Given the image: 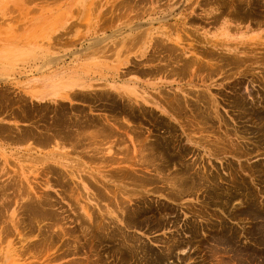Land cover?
Instances as JSON below:
<instances>
[{
    "label": "rangeland",
    "instance_id": "374dc122",
    "mask_svg": "<svg viewBox=\"0 0 264 264\" xmlns=\"http://www.w3.org/2000/svg\"><path fill=\"white\" fill-rule=\"evenodd\" d=\"M91 1L0 0V255L1 253L8 255L5 260L0 259V264H8L11 260L13 264H68L71 261L72 264L75 262L78 264L79 261L82 264V261L86 264L94 262H96L94 264H232L231 262L234 264H264V0H239V3H237L238 0ZM120 5L123 6L120 7ZM151 20L152 24L149 25ZM128 24H130L128 26L130 29L125 27ZM161 30L166 34L161 36ZM111 31L118 33L114 35ZM147 31L153 32L151 41L148 39ZM105 35L106 37L111 35L110 39L89 46L91 41H99L101 38H105ZM165 35H169L171 40H167ZM126 37L129 41L131 40L130 43ZM206 38L208 39L206 40ZM177 40L178 44L175 42ZM119 41L128 44L124 46V43L119 44ZM113 42L116 44L114 45ZM111 45L113 46L111 47ZM108 47L111 49L107 50ZM117 47H119V52H122L115 53L114 49ZM161 48L162 50H160ZM112 52L115 53L113 56L109 54ZM172 52L175 53V56ZM179 52H181L180 55ZM189 58L191 60L195 58V61L191 63ZM189 61L190 66L188 65ZM197 61L199 63L194 65L193 63ZM76 74L80 75L88 85L77 88L65 100H35V97L30 96V90L42 83L39 78L42 79L47 75L55 79L65 75L77 77ZM124 81H134L139 94H147L152 100L160 102L162 106L165 102L164 108L167 111H161L150 101L144 105L135 103L133 100L132 102L128 101L118 94V87ZM20 89L21 91H19ZM171 96L173 97L171 98ZM164 97L168 99L165 100ZM169 97L176 98L171 101ZM177 99L182 100L177 101ZM168 100L171 101L170 105L166 102ZM103 122L107 124H103ZM93 125L98 128L97 131L92 128ZM109 126L113 128L111 129ZM74 128L80 130H74ZM90 128L94 130L93 133L101 136L96 137L93 134L95 136L92 140L93 136L90 137L92 134L87 135ZM100 128L109 139L103 138L105 135L103 136ZM95 131H99V133ZM51 132L54 136L51 135ZM79 132L85 133L94 143L97 140V143L100 141L102 145H95L90 139L88 142L86 136H82ZM78 134H80L79 138L76 136ZM74 138L79 139V143ZM27 139L28 141H26ZM100 139L106 140L104 141L105 147H103L104 142L102 143ZM139 139H144V141H139ZM188 139L198 145L189 142ZM71 141L74 145H72L73 143L69 144ZM109 141H113L115 146H113V142L112 145L109 144ZM138 141L139 145H137ZM49 142L54 144H49ZM82 142L86 145L88 142L87 151L89 150L91 155L95 153V156L102 155L109 145L112 146L113 150H111L114 152L117 163L116 160H112V162L104 160L103 156L98 159L94 155H88ZM107 143L108 146H106ZM34 144L36 149L32 146ZM68 144L72 145V148ZM133 144H136L137 148L145 144L144 154L150 156H146L150 162H154L150 167L151 172L139 169V165L133 164L131 159L129 163L128 160L126 161V158L132 156ZM182 144L183 146H181ZM97 145L101 146V150L99 149L102 151L101 153L99 150L94 151L99 148ZM28 146H30L29 149H27ZM56 147L60 153H51ZM83 147H85L84 151ZM89 148L93 149L94 153H91ZM124 149H127L129 153ZM115 150L118 154L115 153ZM159 155L161 156L159 157ZM54 158H58V162L61 160L64 166L54 162ZM120 158H124L123 161ZM128 164L134 165L131 167L135 169L129 168ZM121 167L124 169L122 170ZM152 167L154 169L158 167L160 172H157L158 169L154 171ZM70 168L81 174L83 182L88 183V190L82 189L78 179L72 178ZM125 169L128 172L125 173ZM130 169L133 173L130 172ZM88 170L92 171L90 175ZM182 172H186V174ZM191 172L193 173L191 174ZM171 173L177 178H174ZM201 173L207 179L202 178ZM94 175L97 176L96 179L94 177L96 181L89 177ZM108 175L116 177L114 179ZM123 175L124 181H121L120 176ZM142 175L152 176L153 179L150 182L149 179H143ZM162 175L166 181L162 180L164 179ZM85 176H88L89 179ZM167 176L169 179L166 178ZM128 177L130 179H126ZM14 178H19L24 182L15 179L14 183ZM133 179L135 182H132ZM175 179H178L175 185L176 183H178L177 186L182 184L183 188L181 186L179 188L185 192L179 191V188L175 186L173 189L178 192L172 190L173 194L168 193L169 188L171 190L172 187L167 185V181H175ZM180 179L181 182H179ZM100 180H104L103 182L106 184L102 185ZM138 181H142L143 189H141L142 183ZM190 182L192 183L190 184ZM144 183L147 185L145 186ZM16 184L26 186L20 189L21 187ZM104 185L105 187L107 185V188ZM192 185L195 188L197 185V189ZM198 186H201L199 187L201 190L198 189ZM30 187H32L33 193L27 191L31 194L26 192L29 197L25 195L24 190H30ZM154 187L155 190H153ZM186 187H190L187 189V193L184 189ZM71 189L73 190L71 191ZM112 189L114 192H119V195L116 194L119 197H125L126 194H129L128 197H130L133 194L130 202L132 217L131 213L125 217L124 226L126 224L128 227H121L122 224L119 225L118 222L117 224L115 220L104 221L108 225L109 230H107L110 232L108 235L105 233L107 230L103 227L97 228L98 225L95 222L99 220L97 207L102 209L104 205L109 206L113 214L120 217V213L115 209L114 201L110 205L109 200H106L110 198L108 195L114 193ZM96 190L97 193L94 192ZM137 190L138 192L142 191L138 193ZM189 190H191L190 193ZM90 192L97 194V205L94 206V202L90 201V208L94 217L96 216L95 222H88V220L86 222L79 209L80 205L86 203L85 197ZM102 192L104 193L102 194ZM98 193L102 196H98ZM182 193L185 194L182 195ZM134 194L137 195L134 196ZM118 196L117 200H119ZM243 197L245 198L243 199ZM165 215L167 216L165 217ZM238 217L239 219H237ZM106 219L108 218L106 217ZM54 220L55 224H60L58 225L61 227H58L59 231H56L57 227L55 229ZM111 224L112 226H110ZM115 224L124 228V232L128 233L127 240L123 241L120 238ZM145 224L146 226H144ZM62 228H65L66 231H63ZM48 232L51 236L48 235ZM76 232H78L77 241L74 238ZM67 233L73 237H69ZM21 234L26 235L25 238ZM20 235L21 237H19ZM48 237L51 239H47ZM178 238L180 239L178 240ZM78 240L81 241V244ZM136 240L138 241L136 242ZM181 240L184 245L174 246L171 252L166 251L172 241L180 242ZM169 241L171 242L167 244ZM74 242L76 245L72 244ZM182 246L185 247L183 252L179 250ZM222 246H226L230 250ZM223 248L227 252L222 251ZM220 251L224 253L222 254ZM11 252H15V254H11ZM86 254H88L89 260L84 258L87 256ZM95 255L96 257L93 259ZM234 255L236 256L234 257ZM62 256L63 258H61ZM105 259L107 260L105 261ZM222 259L228 260L225 262ZM64 260L66 263L62 262ZM80 262L79 264H81Z\"/></svg>",
    "mask_w": 264,
    "mask_h": 264
},
{
    "label": "bare ground",
    "instance_id": "6f19581e",
    "mask_svg": "<svg viewBox=\"0 0 264 264\" xmlns=\"http://www.w3.org/2000/svg\"><path fill=\"white\" fill-rule=\"evenodd\" d=\"M90 1H91V0H90ZM93 1H94V0H93ZM93 1H91V2H93ZM236 1H237V0H236ZM86 2H87V1H86ZM123 2H124V1H123ZM126 2H127V1H126ZM248 2H249V1H248ZM260 2H261V1H260ZM237 3H239V0H238ZM92 4H94V3H92ZM162 4H163V3H162ZM113 5H114V4H113ZM165 5H166V4H165ZM121 6H123V5H120V7H121ZM124 6H125V5H124ZM159 6H160V4H159ZM161 6H162V5H161ZM250 6H252V5H250ZM93 7H94V6H93ZM87 8H88V6H87ZM117 8H118V6H117ZM147 8H148V7H147ZM147 8H146V9H147ZM169 8H170V7H169ZM229 8H230V7H229ZM134 9H135V8H134ZM146 9H145V10H146ZM151 9H152V8H151ZM154 9H155V8H154ZM164 9H165V8H164ZM141 10H142V9H141ZM137 11H139V10H137ZM152 11H153V9H152ZM160 12H161V11H160ZM167 14H168V13H167ZM169 14H170V13H169ZM105 16H106V15H105ZM161 16H162V15H161ZM172 16H173V15H172ZM115 17H116V16H115ZM167 17H168V16H167ZM263 17H264V16H263ZM174 18H175V17H174ZM180 18H181V17H180ZM182 18H183V17H182ZM165 19H166V17H165ZM169 19H170V18H169ZM109 20H110V19H109ZM152 20H153V19H152ZM152 20H151V22H149V25L152 24ZM180 20H181V19H180ZM260 21H261V20H260ZM128 22H129V21H128ZM146 22H147V21H146ZM179 22H180V21H179ZM181 22H182V21H181ZM125 23H126V22H125ZM159 23H160V22H159ZM185 23H186V22H185ZM147 24H148V23H147ZM164 24H165V22H164ZM129 25H130V24H128L127 26L125 25V27H128ZM149 25H148V26H149ZM172 25H173V24H172ZM174 25H175V23H174ZM176 25H177V24H176ZM122 26H123V25H122ZM136 26H140V25H136ZM142 26H143V25H142ZM148 26H147V27H148ZM117 27H118V26H117ZM123 27H124V26H123ZM119 28H121V27H119ZM136 28H137V27H136ZM162 28H163V27H162ZM170 28H171V27H170ZM175 28H176V27H175ZM103 29H104V28H103ZM114 29H115V28H114ZM122 29H124V28H122ZM126 29H127V28H126ZM128 29H130V28L128 27ZM128 29H127V30H128ZM141 29H142V28H141ZM164 29H165V28H164ZM187 29H188V28H187ZM112 30H113V29H112ZM136 30H137V29H136ZM137 31H138V30H137ZM167 31H168V30H167ZM190 31H191V30H190ZM144 32H145V31H144ZM111 33H113V32L111 31ZM111 33H110V34H111ZM116 33H118V32H116ZM116 33H113V34L115 35ZM119 33H120V32H119ZM121 33H122V32H121ZM136 33H137V32H136ZM136 33H135V34H136ZM138 33H139V32H138ZM139 34H140V33H139ZM146 34H147V36L149 37L148 39L151 41L152 38H153V36H152L153 32H151V31H147ZM160 34H161V36H162L163 34H166V33L163 32V30H161V31H160ZM114 35H113V37H115ZM158 35H159V34H158ZM198 35H199V34H198ZM133 36H135V35H133ZM133 36H132V38H133ZM165 36H166V39H167V40H171V38H170L169 35H165ZM110 37H111V35H109V36H107V37H106V35H105V38L103 37L104 39L101 38V40H99V41H91L89 46H90V47H91V46H94V45H95L96 43H98V42H101V43H102V42H105V41L109 40ZM137 37H138V36H137ZM140 37H141V36H140ZM158 37H159V36H158ZM179 37H180V35H179ZM129 38H131V37H129ZM162 38H163V37H162ZM162 38H161V39H162ZM202 38H203V37H202ZM126 39H127V37H126ZM126 39H125V42L129 41L128 39H127V41H126ZM138 39H139V41H140V38H138ZM157 39H160V38H157ZM207 39H208V38H206V40H207ZM90 40H91V39H90ZM117 40H118V39H117ZM123 40H124V39H123ZM134 40H135V39H134ZM136 40H137V38H136ZM153 40H154V39H153ZM202 40H203V39H202ZM211 40H213V39H211ZM139 41H137V42H139ZM189 41H190V40H189ZM223 41H224V40H223ZM114 42H115V41H114ZM114 42H113V44H114ZM121 42H123V41H121ZM121 42L119 41V44H120ZM125 42H123L124 44L122 43L124 46L127 45L128 43H130L131 40H130L127 44H125ZM156 42H157V41H156ZM156 42H155V43H156ZM175 42L178 44V40L175 41ZM204 42H205V41H204ZM208 42H209V41H208ZM134 43H135V42H134ZM164 43H166V42H164ZM164 43H162V44H164ZM168 43H169V42H168ZM255 43H256V42H255ZM99 44H100V43H99ZM115 44H116V43H115ZM115 44H114V45H115ZM193 44H194V43H193ZM215 44H216V43H215ZM257 44H258V43H257ZM131 45H132V44H131ZM172 45H173V44H172ZM204 45H205V44H204ZM218 45H219V43H218ZM237 45H238V44H237ZM107 46H109V45H107ZM112 46H113V45H111V47H112ZM144 46H146V45H144ZM153 46H154V45H153ZM166 46L168 47V46H170V45H166ZM174 46H175V45H174ZM174 46H172V47H174ZM192 46H193V45H192ZM198 46H199V45H198ZM142 47H143V46H142ZM158 47H159V46H158ZM170 47H171V46H170ZM231 47H232V46H231ZM118 48H119V47H117V48H115V49L113 48L114 51H115V53H116V52H118V53L122 52V51L119 52ZM156 48H157V47H156ZM179 48H180V47H179ZM192 48H193V47H192ZM211 48H212V47H211ZM105 49H106V48H105ZM108 49H111V48L108 47L107 50H108ZM154 49H155V48H154ZM180 49H181V48H180ZM220 49H221V48H220ZM227 49H228V48H227ZM120 50H121V49H120ZM160 50H162V48H161ZM160 50H159V51H160ZM164 50H165V49H164ZM170 50H171V49H170ZM172 50H173V48H172ZM193 50H194V49H193ZM105 51H106V50H105ZM126 51H127V50H126ZM154 51H155V50H154ZM175 51L177 52V50H175ZM175 51H174V52H175ZM170 52H171V51H170ZM174 52H172V53H173L174 56H175V53H174ZM209 52H210V51H209ZM221 52H222V51H221ZM113 53H114V52L109 53V54H111V55L113 56ZM115 53H114V54H115ZM218 53H219V52H218ZM102 54H103V53H102ZM167 54H169V53H167ZM178 54L180 55L181 52H179ZM220 54H221V53H220ZM225 54H226V53H225ZM158 55H159V54H158ZM165 55H166V54H165ZM169 55H170V54H169ZM106 56H107V55H106ZM108 56H109V55H108ZM112 56H111V57H112ZM118 56H119V54H118ZM166 56H167V55H166ZM177 56H178V55H176V57H177ZM190 56H191V55H190ZM159 57H160V56H159ZM176 57H175V58H176ZM187 57H188V56H187ZM193 57H194V56H193ZM210 57H211V56H210ZM217 57H218V56H217ZM221 57H222V56H221ZM146 58H147V57H146ZM170 58H171V57H170ZM175 58H174V59H175ZM177 58H179V57H177ZM181 58H182V57H181ZM205 58H206V57H205ZM159 59H160V58H159ZM172 59H173V58H172ZM194 59H195V58H194ZM194 59L191 60V58H189V60L191 61V63H192V61H195ZM167 60H168V59H167ZM169 60H170V59H169ZM175 60H179V59H175ZM181 60H182V59H181ZM181 60H179V61H181ZM185 60H186V59H185ZM187 60H188V59H187ZM197 60H198V59H197ZM220 60H221V59H220ZM124 61H125V60H124ZM142 61H143V60H142ZM149 61H150V60H149ZM190 61H189V63L186 62V63H188L189 66H190ZM45 62H46V61H45ZM144 62H145V61H144ZM166 62H167V61H166ZM171 62H172V61H171ZM202 62H203V61H202ZM104 63H105V62H104ZM141 63H142V62H141ZM195 63H199V62L197 61V62H194L193 64L196 65ZM216 63H217V62H216ZM227 63H228V61H227ZM179 64H180V63H179ZM156 65H157V64H156ZM177 65H178V64H177ZM230 65H231V64H230ZM230 65H229V66H230ZM202 66H203V65H202ZM211 66H212V65H211ZM165 67H167V66H165ZM184 67H185V66H184ZM187 67H188V66H187ZM200 67H201V66H200ZM239 67H240V65H239ZM239 67H238V68H239ZM157 68H158V67H157ZM197 68H198V67H197ZM154 69H155V68H154ZM194 69H195V68H194ZM155 70H156V69H155ZM181 71H182V69H181ZM181 71H180V72H181ZM208 71H209V70H208ZM216 72H217V71H216ZM233 72H234V71H233ZM250 72H251V71H250ZM194 73H195V72H194ZM230 73H231V72H230ZM246 73H247V72H246ZM113 74H114V73H113ZM146 74H147V73H146ZM170 74H171V73H170ZM76 75H77V77H76V76H72V75H71V76L69 75V76L67 77V75H65L64 77L61 76V77H58L57 79H55V78H53V77H48V75H47V77H43L42 79L39 78V79L41 80L42 83H41L39 86H37L35 89H34V87H33V89L30 90V96L33 97V98L35 97L36 99H43L45 96H49V97H51L52 100H58L57 98H60V99H62V98H63V99H67V98H69V95H70L71 92H75L77 88L85 87L86 85H88V84L85 82V80L82 79V77H81L80 75H78V74H76ZM122 75H124V74H122ZM106 77H107V76H106ZM109 80H110V79H109ZM128 80H129V79H128ZM135 82H136V81H135ZM90 83H91V82H90ZM94 84H95V83H94ZM99 84H100V83H99ZM105 84H106V83H105ZM101 85H102V84H101ZM135 85H136V84L134 83V81H133V82H131V81H130V82H125V81H124L123 83H120V87H118V89H119L118 94H120L121 96H123L124 98H126V99H127L128 101H130V102H132V100H133V102H135V103H139V104H143V105L146 104V103H150V102H151L152 105H154V106L157 107V108H160L161 111H163V112L167 111V110L164 108V106H165V102H164V106H162V105L160 104V102L158 103V101H154V99L152 100L150 97L147 96V94H144V93H143V94H142V93L139 94L138 91H137V89H138V88H137V85H136V86H135ZM1 88H2V87H1ZM106 88H107V87H106ZM8 89H9V88H8ZM10 89H11V88H10ZM10 89H9V90H10ZM15 89H16V88H15ZM94 89H95V88H94ZM107 89H108V88H107ZM182 89H183V88H182ZM79 90H80V89H79ZM5 91H6V90H5ZM19 91H21V89H20ZM103 91H104V90H103ZM110 91H111V90H110ZM139 91H140V89H139ZM198 91H199V90H198ZM84 92H86V91H84ZM87 92H89V91H87ZM90 92H91V91H90ZM99 92H101V91L99 90ZM141 92H143V91L141 90ZM92 93H93V92H92ZM186 93H187V92H186ZM112 94H113V92H112ZM12 95H13V94H12ZM194 95H196V94H194ZM24 96H25V95H24ZM27 96H28V95H27ZM117 96H118V95H117ZM166 96H167V95H166ZM118 97H119V96H118ZM156 97H157V96H156ZM172 97H173V96H171V98H172ZM203 97H205V96H203ZM119 98H120V97H119ZM171 98L169 97V99H171ZM175 98H176V97H175ZM175 98H173V99L175 100ZM177 98H178V97H177ZM179 98H180V97H179ZM163 99L166 100V99H168V98H165V97H164ZM173 99H171V101H172ZM198 99H199V98H198ZM201 99H202V98H201ZM11 100H12V99H11ZM49 100H50V99H49ZM179 100H180V99H179ZM179 100L177 99V101H179ZM181 100H182V99H181ZM181 100H180V101H181ZM149 101H150V102H149ZM171 101L168 100V101H166V102L168 103V105H170ZM6 102H7V101H6ZM48 102H49V101H48ZM126 102H127V101H126ZM182 102H183V101H182ZM207 102H208V100H207ZM14 104H15V103H14ZM93 104H94V103H93ZM132 104H133V103H132ZM139 104H138V105H139ZM206 104H207V103H206ZM208 104H209V103H208ZM18 105H19V104H18ZM23 105H24V104H23ZM89 105H90V104H89ZM143 105H142V106H143ZM166 105H167V104H166ZM171 105H172V104H171ZM180 105H181V104H180ZM186 105H187V104H186ZM19 106H20V105H19ZM176 106H178V105H176ZM197 106H198V105H197ZM16 107H17V103H16ZM21 107H22V106H21ZM24 107H26V106H24ZM54 107H55V105H54ZM96 107H97V106H96ZM137 107H138V106H137ZM172 107H174V106H172ZM172 107H171V108H172ZM195 107H196V106H195ZM27 108L31 110V108H29V107H27ZM174 108H175V107H174ZM24 109H25V108H24ZM90 109H91V108H90ZM167 109H168V108H167ZM190 109H191V108H190ZM196 109H198V108H196ZM203 109H204V108H203ZM30 110H29V111H30ZM71 110H72V109H71ZM174 110H175V109H174ZM191 110H192V109H191ZM198 110H199V109H198ZM8 111H9V110H8ZM69 111H70V110H69ZM139 111H140V108H139ZM170 111H171V110H170ZM204 111L206 112V110H204ZM31 112H32V111H31ZM33 112H34V111H33ZM33 112H32V113H33ZM77 112H78V111H77ZM77 112H76V113H77ZM173 112H174V111H173ZM196 112H197V111H196ZM196 112H195V113H196ZM207 112H208V111H207ZM5 113H6V112H5ZM5 113H4V114H5ZM71 113H72V112H71ZM76 113H75V114H76ZM171 113H172V112H171ZM175 113H176V112H175ZM110 114H112V113H110ZM121 114H122V113H121ZM197 114H198V113H197ZM199 114H200V113H199ZM201 114H202V113H201ZM201 114H200V115H201ZM10 115H11V114H10ZM69 115H70V113H69ZM135 115H136V114H135ZM176 115H177V114H176ZM185 115H186V114H185ZM91 116H92V115H91ZM111 116H112V115H111ZM76 117H77V116H76ZM76 117H75V118H76ZM128 117H129V116H128ZM215 117H216V116H215ZM3 118H4V117H3ZM124 118H125V117H124ZM155 118H156V117H155ZM8 119H9V118H8ZM13 119H14V118H13ZM69 119H70V118H69ZM100 119H101V118H100ZM126 119H127V118H126ZM171 119H172V118H171ZM195 119H196V118H195ZM17 120H18V119H17ZM73 120H74V119H73ZM103 120H104V119H103ZM107 121H108V120H107ZM107 121H105V122H107ZM202 121H203V120H202ZM254 121H256V120H254ZM261 121H262V120H261ZM28 122H29V121H28ZM37 123H38V122H37ZM107 123H108V122H107ZM107 123H104V122H103V124H107ZM259 123H260V122H259ZM259 123H258V124H259ZM25 124H26V123H25ZM25 124H24V125H25ZM32 124H33V123H31V125H32ZM100 124H101V123H100ZM6 125H7V124H6ZM33 125H34V124H33ZM33 125H32V126H33ZM96 125H97V124H96ZM109 125H110V124H109ZM262 125H263V123H262ZM93 126H94V125H93ZM33 127H34V126H33ZM55 127H57V126H55ZM91 127H92V126H91ZM95 127H96V126H94V127H92V128H95ZM100 127H101V125H100ZM107 127H108V126H107ZM109 127H110V126H109ZM199 127H201V126H199ZM13 128H16V127H13ZM34 128H35V127H34ZM36 128H37V127H36ZM72 128H73V127H72ZM82 128H84V127H82ZM87 128H88V127H87ZM92 128H90V129L93 130ZM110 128L112 129L113 127L111 126ZM258 128H259V127H258ZM75 129H77V128H74V130H75ZM84 129H85V128H84ZM103 129H104V128H103ZM167 129H168V128H167ZM196 129H197V128H196ZM206 129H207V128H206ZM77 130L79 131L80 129L78 128ZM86 130H87V129H86ZM86 130H85V132H86ZM91 130L88 131L89 133L87 132V135L90 136V134H92L90 137L92 138V136H93V139H92V140H94V136H95L96 134L93 133V132H94V130L97 131L98 128H95L93 131H91ZM131 130H132V129H131ZM8 131H9V130H8ZM37 131H38V130H37ZM40 131H42V130H40ZM78 131H77V132H78ZM82 131H83V130H82ZM96 131H95V132H96ZM100 131H102L101 128H100ZM111 131H112V130H111ZM125 131H126V130H125ZM26 132H27V131H26ZM46 132H48V131H46ZM73 132H74V131H73ZM77 132H75V133H77ZM80 132H81V131H80ZM80 132H79V133H80ZM91 132H92V133H91ZM102 132H103V131H102ZM108 132H109V131H108ZM114 132H115V131H114ZM83 133H84V132H83ZM96 133H99V131L96 132ZM104 133H105V132H103V136L105 135V137H103V138H105V139H109V138L106 137V134H104ZM106 133H107V132H106ZM130 133H131V132H130ZM133 133H134V132H133ZM3 134H4V133H3ZM80 134H81V133H80ZM80 134L76 135L77 138H79L78 136H79ZM93 134H95V135H93ZM101 134H102V133H101ZM108 134H110V132H109ZM108 134H107V135H108ZM113 134H114V133H113ZM122 134H123V133H122ZM137 134H139V133H137ZM173 134H174V132H173ZM11 135H12V134H11ZM51 135H52V132H51ZM61 135H62V134H61ZM71 135H72V134H71ZM71 135H70V136H71ZM74 135H75V134H74ZM81 135H82V136H83V135L86 136L88 142L91 140L90 138H88V136H87L85 133H84V134H81ZM175 135H176V134H175ZM175 135H174V136H175ZM41 136H42V135H41ZM48 136H49V135H48ZM52 136H54V135H52ZM76 136H73V137H76ZM97 136H101V135H98V134H97L96 137H97ZM171 136H172V135H171ZM108 137H110V136H108ZM113 137H114V136H113ZM23 138H24V137H23ZM52 138H53V140H54V137H52ZM60 138H61V137H60ZM77 138H76V139H77ZM99 138H100V137H99ZM101 138H102V137H101ZM110 138H111V137H110ZM120 138H121V137H120ZM137 138H139V137H137ZM191 138H192V137H191ZM194 138H195V137H194ZM201 138H202V137H201ZM4 139H5V138H4ZM57 139H58V138H57ZM74 139H75V138H74ZM76 139H75V140H76ZM83 139H84V138H83ZM89 139H90V140H89ZM95 139H96V138H95ZM97 139H98V138H97ZM105 139H103V140L100 139V140H102V143H103L104 141H106ZM134 139H135V138H134ZM173 139H174V138H173ZM202 139H203V138H202ZM78 140H79V139H77V141H78ZM80 140H81V139H80ZM84 140H85V139H84ZM87 140H86V141H87ZM92 140H91V141H92ZM141 140L144 141V139H141ZM141 140L139 139V141H141ZM200 140H201V139H200ZM203 140H204V139H203ZM13 141H14V140H13ZM26 141H28V139H27ZM48 141H49V140H48ZM64 141H66V140H64ZM72 141H73V140H72ZM72 141H71V143H69V144H72V143H73ZM77 141H76V142H77ZM86 141H84V142H86ZM113 141H114V140H113ZM113 141H109V144H111ZM135 141H136V140H135ZM139 141H138V144L136 143L137 145L140 144ZM146 141H147V140H146ZM185 141H186V140H185ZM188 141H189V142H193V141H190L189 139H188ZM204 141H205V140H204ZM15 142H16V141H15ZM22 142H23V141H22ZM22 142H20V143H22ZM24 142H25V141H24ZM53 142H54V141H53ZM68 142H70V141H68ZM76 142H75V143H76ZM88 142H87V145H86V143H85V144H84L83 142H82V143H83V145H85V147H86V146H89V145H88ZM92 142H93V141H92ZM97 142H98V140H97ZM97 142H96V143L93 142V143H94L95 145H96V144L99 145V144H100V141H99V143H97ZM107 142H108V141H107ZM114 142H115V141H114ZM114 142H113V144H114L113 146H115V143H114ZM201 142H202V141H201ZM29 143H32V142H29ZM47 143H48V142H47ZM50 143H52V142H49V144H50ZM60 143H61V142H60ZM62 143H64V142H62ZM78 143H79V141H78ZM90 143H91V142H90ZM116 143H117V141H116ZM122 143H123V142H122ZM144 143H145V142H144ZM193 143L198 145V143H196V142H193ZM49 144H48V145H49ZM52 144H54V143H52ZM57 144H58V143H57ZM69 144H68V146H71L70 148H72V145H74V143H73L72 145H69ZM103 144H104L103 147H105V142H104ZM120 144H121V143H120ZM136 144H135V145H136ZM141 144L143 145V142H142ZM48 145H47V146H48ZM58 145H59V144H58ZM98 145H97V146H98ZM100 145H102V144H100ZM111 145H112V144H111ZM117 145H118V144H117ZM135 145L133 144V147H132V154H131L132 156H130L128 159L126 158V161L128 160L127 162L129 163V160L131 159L130 161H132L133 164H135V165H139V166H138L139 169L145 170V172H148V173L151 172L150 167H151V164L154 163V162H153V161L150 162L149 159L146 158L147 155L144 154L145 152H144V148H143V147L145 146V144H144V146L140 145L141 147H139V148L135 147ZM176 145H177V144H176ZM32 146H34V148H35V144L32 145ZM32 146H31V147H32ZM42 146H43V145H42ZM106 146H108V143L106 144ZM128 146H129V145H128ZM130 146H131V145H130ZM172 146H173V145H172ZM181 146H183V144H182ZM29 147H30V146H28L27 149H29ZM45 147H46V146H45ZM81 147H82V145L80 146V148H81ZM85 147H83V151H84V148H85ZM93 147H94V146H93ZM95 147H96V146H95ZM98 147H99V146H98ZM100 147H101V146H100ZM100 147L97 148V149L94 148V149H96V150H94V151H97V150H99V149L101 150ZM148 147L150 148V146H148ZM177 147H178V145H177ZM217 147H218V146H217ZM23 148H24V147H23ZM74 148H75V147H74ZM74 148H73V149H74ZM76 148H79V147L76 146ZM80 148H79V149H80ZM121 148H122V147H121ZM146 148H147V147H146ZM220 148H221V147H220ZM35 149H36V148H35ZM50 149H51V148H50ZM87 149H88V148L86 147L85 150L87 151ZM89 149H90V148H89ZM103 149H104V148H102V150H103ZM111 149H112V146L109 145V146L105 149V151L103 150L104 152L102 153V155L99 154L100 156H95V153L92 151L93 149H92V150L90 149V150L92 151L91 153H94L93 155H94L95 157H97V158L103 156L102 158H103V159L105 158L104 160L111 161V162H112V160H113V161L116 160L115 162L117 163V159H116V157L114 156V152L112 151L113 149H112V150H111ZM117 149H119V148H117ZM127 149H128V148H127ZM127 149H126V150H127ZM57 150H58V147H56V149H54L53 151H51V153H53V154H54V153H60V152H58ZM100 150H99V151H100ZM124 150H125V149H124ZM126 150H125V151H126ZM146 150L148 151V148H147ZM176 150H177V149H176ZM219 150H220V149H219ZM48 151H49V150H48ZM71 151H72V150H71ZM76 151H81V150H76ZM76 151H75V152H76ZM88 151H89V150H88ZM88 151H87V152H88ZM127 151H128V150H127ZM152 151H153V150H152ZM152 151H150V152H152ZM220 151H221V150H220ZM238 151H239V150H238ZM29 152H30V151H29ZM89 152H90V151H89ZM89 152H88V155H91V154H89ZM101 152H102V151H100V153H101ZM80 153H81V152H80ZM83 153H84V152H83ZM83 153H82V154H83ZM96 153H99V152H96ZM115 153L118 154V153H117V150H115ZM126 153H127V152H126ZM128 153H129V151H128ZM128 153H127V154H128ZM159 153H160V151H159ZM29 154H30V153H29ZM147 154H148V153H147ZM150 154H151V153H150ZM153 154H154V153H153ZM235 154H236V152H235ZM35 155H36V154H35ZM93 155H91V156H93ZM123 155H124V154H123ZM125 155H126V154H125ZM128 155H129V154H128ZM61 156H62V155H61ZM104 156H105V157H104ZM116 156H117V155H116ZM126 156H127V155H126ZM148 156H149V155H148ZM148 156H147V157H148ZM160 156H161V155H159V157H160ZM149 157H150V156H149ZM153 157H154V155H153ZM159 157H158V158H159ZM90 158H91V157H90ZM90 158H89V159H90ZM93 158H94V157H93ZM98 159H100V158H98ZM120 159H121V158H120ZM123 159H124V158H122L121 161H123ZM151 159H152V157H151ZM159 159H160V158H159ZM164 159H165V158H164ZM91 160H92V159H91ZM154 160H155V159H154ZM160 160H161V159H160ZM53 161L59 163V164L62 165V166H64V164H63V162H62L61 160H60V162H58V161H59L58 158H54ZM118 161H119V160H118ZM162 161H163V159H162ZM178 161H179V160H178ZM155 162H156V160H155ZM107 163H109V162H107ZM113 163H114V162H113ZM119 163H120V161H119ZM132 163H131V164H132ZM160 163H161V161H160ZM173 163H174V162H173ZM179 163H180V162H179ZM181 163H182V162H181ZM155 164H156V163H155ZM161 164H162V163H161ZM49 165H50V164H49ZM106 165H107V164H106ZM109 165H110V164H109ZM184 165H186L185 162H184ZM263 165H264V164H263ZM69 166H70V165H69ZM131 166L133 167L134 165H129V164H128V167H129V168H132ZM188 166H189V165H188ZM65 167H66V166H65ZM97 167H98V166H97ZM115 167H116V166H115ZM115 167H114V168H115ZM123 167L125 168V166H123ZM128 167H127V169H128ZM190 167H191V166H190ZM121 168H122V167H121ZM121 168H119V169L121 170ZM124 168H122V170H123ZM152 168H153V167H152ZM163 168H164V167H163ZM163 168H162V169H163ZM186 168H187V167H186ZM61 169H62V168H61ZM91 169H92V168H91ZM116 169H117V167H116ZM116 169H115V170H116ZM133 169H135V168H132V170H133ZM136 169H137V168H136ZM153 169H154V168H153ZM155 169H156V170L158 169L159 171H157V172H160V169H159L158 167L155 168ZM155 169H154V171H156ZM166 169H169V168H166ZM262 169H263V168H262ZM16 170H17V169H16ZM66 170H67V169H66ZM117 170H118V169H117ZM130 170H131V169H130ZM132 170H131L130 172H132ZM193 170H194V169H193ZM255 170H256V169H255ZM255 170H254V171H255ZM67 171L69 172V170H67ZM85 171H87V170H85ZM139 171H140V170H139ZM139 171H138V172H139ZM176 171H177V170H176ZM178 171H179V170H178ZM191 171H192V170H191ZM197 171H199V170H197ZM64 172H65V171H64ZM64 172H63V173H64ZM73 172H74V173H73ZM88 172H89V175H90L92 171L90 172V171L88 170ZM88 172H87V173H88ZM109 172H110V170H109ZM109 172H108V173H109ZM112 172H113V171H112ZM115 172H117V171H115ZM115 172H114V173H115ZM126 172H128V171L125 169V173H126ZM142 172H144V171H142ZM173 172H174V171H173ZM193 172H194V171H193ZM193 172H191V174H192ZM195 172H196V171H195ZM108 173H107V174H108ZM118 173H119V172H118ZM120 173H123V171H122V172L120 171ZM132 173H133V172H132ZM140 173H141V172H140ZM161 173L163 174V173H165V172H161ZM176 173H177V172H176ZM182 173H185V174H186V172H182ZM188 173H189V170H188ZM198 173H199V172H198ZM261 173H262V172H261ZM261 173H260V174H261ZM56 174H57V173H56ZM92 174H93V173H92ZM116 174H117V173H116ZM134 174H136V173L134 172ZM137 174H138V173H137ZM143 174H144V173H143ZM169 174H170V172H169ZM171 174H173V173H171ZM174 174H175V172H174ZM174 174H173V177L176 176V175H174ZM179 174H180V173H179ZM202 174H203V173H201V177L203 178L205 175L202 176ZM208 174H209V173H208ZM252 174H253V172H252ZM13 175H14V174H13ZM59 175H60V174H59ZM70 175L72 176V178H76V179H78V181L80 182V184H81L82 187H83L82 189H86V190L89 189V186L87 185L88 183L83 182L84 179L81 178V174H80V173L78 174L77 171L75 172L74 169H71V168H70ZM95 175H96V174H95ZM95 175H94V176H89V177H91L94 181H96L95 179L97 178V176L95 177ZM114 175H115V174H114ZM114 175H113V176L108 175V177H114ZM182 175H184V174H182ZM196 175H198V174H196ZM125 176H126V175H125ZM135 176H136V175H135ZM135 176H134V177H135ZM162 176H163V175H162ZM184 176H185V175H184ZM199 176H200V175H199ZM216 176H217V175H216ZM258 176H259V174H258ZM63 177H64V176H63ZM63 177H62V178H63ZM85 177H86V176H85ZM94 177H95V179H94ZM115 177H116V176H115ZM115 177H114V179H115ZM120 177H121V179H122V180H121V179H120V180H121V181H124V179H123V178H124V175H123V176H120ZM122 177H123V178H122ZM129 177H130V176H129ZM129 177L126 178V179H130ZM151 177H152V176H151ZM151 177H145L144 175H142V178H143V179H146V180L149 179V181L153 179V178H151ZM157 177H158V176H157ZM159 177H160V176H159ZM170 177H172V176H170ZM179 177L181 178V176H179ZM217 177H218V176H217ZM55 178H56V177H55ZM86 178L89 179L88 176H87ZM91 178H90V179H91ZM101 178H102V177H101ZM117 178L119 179V176H118ZM137 178H141V177H137ZM155 178H156V175H155ZM160 178H161V177H160ZM162 178H164V176H163ZM166 178L169 179L168 176H167ZM174 178H177V177H174ZM199 178H200V177H199ZM199 178H198V179H199ZM204 178H206V177H204ZM253 178H254V177H253ZM259 178H260V177H259ZM15 179L17 180V179H19V178H14V179H13L14 183H15ZM87 179H85V180H87ZM102 179H105V178H102ZM181 179H182V178H181ZM181 179L179 180V182H181ZM185 179H186V178H185ZM200 179H201V178H200ZM206 179H207V178H206ZM208 179H209V178H208ZM19 180H20V179H19ZM61 180H62V179H61ZM72 180H73V179H72ZM133 180H134V179H133ZM138 180H140V179H138ZM162 180H165V178L162 179ZM177 180H178V179H175V181H173V180H168V181H167V185L169 184L168 186L172 187L171 190H170V188H169L168 193L173 194V191H172V190H174V192L177 191V190L173 189V187L177 186V184H178V183H176V185H175V182H176ZM203 180H205V179H203ZM233 180H235V179H233ZM239 180H240V179H239ZM20 181H23V180H20ZM89 181H90V180H89ZM101 181H102V180H100V183H101ZM103 181H104V180H103ZM103 181H102L101 184H102V185H103V183L106 184V182H103ZM109 181H110V180H109ZM109 181H108V182H109ZM111 181H113V180H111ZM116 181H118V180H116ZM165 181H166V180H165ZM190 181H191V180H190ZM193 181H194V180H193ZM200 181H202V180H200ZM208 181H209V180H208ZM212 181H213V180H212ZM240 181H241V180H240ZM255 181H256V180H255ZM1 182H2V181H1ZM23 182H24V181H23ZM90 182H91V181H90ZM90 182H89V183H90ZM132 182H135V180L132 181ZM136 182H137V181H136ZM138 182H139V181H138ZM150 182H151V181H150ZM160 182H161V180H160ZM177 182H178V181H177ZM216 182H217V180H216ZM219 182H220V181H219ZM257 182H259V181H257ZM7 183H9V182H7ZM10 183H11V182H10ZM10 183H9V184H10ZM16 183H17V182H16ZM20 183H21V182H20ZM91 183H92V182H91ZM93 183H94V182H93ZM129 183H130V182H129ZM139 183H142V181L139 182ZM139 183H138V184H139ZM156 183H157V182H156ZM156 183H155V184H156ZM188 183H189V182H188ZM191 183H192V182H190V184H191ZM210 183H211V182H210ZM255 183H256V182H255ZM17 184H19V183H17ZM17 184H16V185H17ZM75 184H76V183H75ZM95 184L97 185V182H95ZM134 184H135V183H134ZM138 184H137V185H138ZM151 184H152V183H151ZM157 184H158V183H157ZM162 184L164 185V183H162ZM200 184H201V183H200ZM206 184H207V182L205 183V185H206ZM212 184H213V183H212ZM6 185H7V184H6ZM69 185H70V184H69ZM98 185H99V184H98ZM107 185H108V184H107ZM107 185H106V187H105V185H104V187L107 188ZM115 185H116V184H115ZM129 185H130V184H129ZM135 185H136V184H135ZM142 185H143V183L141 184V186H142ZM144 185L146 186L147 184L144 183ZM183 185H184V184H183ZM209 185H210V184H209ZM10 186H12V185H10ZM17 186H19V185H17ZM17 186H16V187H17ZM25 186H26V185H25ZM25 186H24V187H25ZM29 186H30V185H29ZM70 186H71V185H70ZM77 186H78V185H77ZM145 186H144V187H145ZM154 186H155V185H154ZM160 186H161V185H160ZM180 186L183 188L182 184L179 185V186H177V187L179 188ZM244 186H245V184H244ZM19 187H21L20 189H22L23 186H19ZM24 187H23V188H24ZM32 187H33V186H32ZM32 187H30V190H24L25 195H28V194L31 195V194L28 193L27 191L32 192V191H31ZM80 187H81V186H80ZM95 187H96V186H95ZM121 187H122V186H121ZM156 187H157V186H156ZM166 187H167V186H166ZM181 187H180V188H181ZM192 187L195 188V186H193V185H192ZM192 187H191V189H192ZM199 187H201V186H198V189H199ZM203 187H204V185H203ZM209 187H210V186H209ZM224 187H225V186H224ZM2 188H4V187H2ZM69 188H71V187H69ZM78 188H79V187H78ZM100 188H102V187L100 186ZM111 188H112V187H111ZM113 188H114V190H116L115 187H113ZM134 188H135V187H134ZM160 188H162V187H160ZM180 188H179V191L181 190V191H184V192H185V190H182V189H180ZM194 188H193V191H195ZM205 188H206V187H205ZM217 188H218V187H217ZM221 188H222V186H221ZM4 189H5V188H4ZM28 189H29V188H28ZM79 189H80V188H79ZM108 189H110V186H108ZM117 189H118V188H117ZM119 189H120V187H119ZM130 189H131V187H130ZM130 189H128V190H130ZM141 189H143V186H142ZM165 189H166V188H165ZM176 189H177V188H176ZM184 189H186V193H187V191H188L187 189H190V187H189V188L186 187V188H184ZM195 189H197V185H196V188H195ZM203 189H204V188H203ZM245 189H246V188H245ZM1 190H2V189H1ZM62 190H63V189H62ZM72 190H73V189H71V191H72ZM114 190L112 189L113 192H114ZM125 190H126V189H125ZM153 190H155V187H154ZM156 190H157V189H156ZM158 190H159V189H158ZM166 190H168V189H166ZM199 190H201V189H199ZM212 190H213V189H212ZM16 191H17V190H16ZM19 191H21V190H19ZM41 191H42V190H41ZM103 191L105 192V190H103ZM109 191H110V193H112L111 190H109ZM116 191H117V190H116ZM116 191H115V192H116ZM121 191H122V190H121ZM123 191H124V190H123ZM123 191H122V192H123ZM126 191H127V190H126ZM126 191H125V192H126ZM132 191H133V190H132ZM141 191H142V190H140L139 192H141ZM143 191H144V190H143ZM159 191H160V190H159ZM190 191H191V190H189V193H190ZM217 191H218V190H217ZM239 191H240V189H239ZM245 191H246V190H245ZM26 192H27L28 194H26ZM94 192L97 193V190L94 191ZM98 192H99V191H98ZM104 192H102V194H103ZM115 192L112 193L111 195H108V194L105 192V193L110 197L109 199H106V200H109V202H108L109 204H110L112 201H114L115 209L120 213V217H118L119 215L117 216V215L113 214V212H112V210L110 209L109 206L104 205V207H102V205H100V206L102 207V209L99 208V207H97V209H98L97 211H98V215H99V220L95 222V217H96V216L94 217L93 212H92V209L90 208V207H91V206H90V201H93L94 204H95L94 206H96L98 200H97V194H96V193H93V192H90V193H87V196L85 197V198H86V203H85L84 205H80V207H79V209L81 210V214H82L83 217H84V218H83V217H81V218L86 219V222H87V220H88V222H92V221H94V222L96 223V225H98L97 228L103 227L105 230L108 229V225L105 224L108 220H109V222H110V220H111V221H114V220H115V222H116V223L118 222L119 225H120V223L122 224L121 227L124 226L125 217H126V216H129L130 213H131V210H130V207H131L130 204H131V203H130V202L132 201V200H131V197H133V196H132L133 194H131L130 197H128L129 194H128V195L126 194L125 197H121V196H120V197H121V199H120V197L118 196V195H119V194H118L119 192H118V193H117V192L115 193ZM128 192L130 193L131 191H128ZM134 192H135V190H134ZM137 192H138V190H137ZM139 192H138V193H139ZM177 192H178V191H177ZM177 192H176V193H177ZM224 192H225V191H224ZM227 192H228V191H227ZM236 192H238V191H236ZM263 192H264V191H263ZM17 193H18V192H17ZM32 193H33V192H32ZM75 193H76V192H75ZM120 193H121V192H120ZM135 193H136V192H135ZM222 193H223V192H222ZM240 193H241V192H240ZM2 194H3V192H2ZM18 194H20V193H18ZM18 194H17V195H18ZM21 194H22V193H21ZM21 194H20V195H21ZM98 194H99V193H98ZM116 194H118L117 196L119 197V200H117L118 198L116 199V197H117ZM124 194H125V193H124ZM124 194H123V195H124ZM140 194H141V193H140ZM144 194L146 195L147 193H145V191H144ZM178 194H180V193H178ZM183 194H185V193H182V195H183ZM227 194H228V193H227ZM250 194H251V193H250ZM29 195H28V196H29ZM33 195H34V194H33ZM104 195H105V194H104ZM104 195H103V196H104ZM135 195H137V194H134V196H135ZM142 195H143V194H142ZM166 195H167V194H166ZM180 195H181V194H180ZM187 195H188V194H187ZM191 195H192V193H191ZM5 196H6V195H5ZM15 196H16V195H15ZM28 196H27V198L29 199L30 196H29V197H28ZM48 196H49V195H48ZM74 196H75V195H74ZM98 196H100V194H99ZM101 196H102V195H101ZM101 196H100V197H101ZM105 196H106V195H105ZM105 196H104V197H105ZM140 196H141V195H140ZM140 196H138V197L140 198ZM146 196H147V195H146ZM169 196H170V195H169ZM178 196H179V195H178ZM189 196H190V195H189ZM245 196H246V195H245ZM254 196H255V195H254ZM17 197H18V196H17ZM20 197H21V196H20ZM41 197H42V196H41ZM43 197H44V196H43ZM77 197H78V196H77ZM179 197H180V196H179ZM216 197H217V196H216ZM250 197H251V196H250ZM22 198H23V195H22ZM33 198H34V197H33ZM71 198H72V197H71ZM73 198H74V197H73ZM134 198H136V197H134ZM141 198H142V197H141ZM167 198H168V197H167ZM235 198H237V197H235ZM244 198H245V197H243V199H244ZM20 199H21V198H20ZM36 199H37V198H36ZM38 199H39V198H38ZM38 199H37V200H38ZM40 199H41V198H40ZM78 199H79V198H78ZM103 199H104V198H103ZM103 199H101V200H103ZM136 199H137V198H136ZM142 199H143V198H142ZM169 199H171V198H169ZM180 199H181V198H180ZM180 199H179V200H180ZM216 199H217V198H216ZM23 200H24V199H23ZM23 200H22V201H23ZM25 200H26V199H25ZM25 200H24V201H25ZM46 200H47V199H46ZM173 200H174V199H173ZM207 200H208V199H207ZM210 200H211V199H210ZM213 200H214V199H213ZM28 201H29V200H28ZM174 201H178V200H174ZM231 201H232V200H231ZM206 202H207V201H206ZM224 202H226V201H224ZM224 202H223V203H224ZM241 202H242V201H241ZM262 202H263V201H262ZM262 202H261V204H262ZM3 203H4V202H3ZM29 203H30V202H29ZM99 203H100V202H99ZM99 203H98V204H99ZM132 203H133V202H132ZM134 203H135V202H134ZM237 203H238V201H237ZM242 203H243V202H242ZM38 204H40V203H38ZM50 204H52V203H50ZM143 204H144V203H143ZM110 205H111V204H110ZM136 205H137V204H136ZM238 205H239V204H238ZM20 206H21V205H20ZM39 206H40V205H39ZM41 206H42V205H41ZM98 206H99V205H98ZM222 206H223V205H222ZM224 206H225V205H224ZM239 206H240V205H239ZM252 206H253V205H252ZM254 206H255V205H254ZM258 206H259V205H258ZM22 207H23V206H22ZM31 207H32V206H31ZM49 207H50V206H49ZM244 207H245V206H244ZM261 207H262V206H261ZM33 208H34V207H33ZM92 208H93V207H92ZM94 208H95V207H94ZM131 208H132V207H131ZM162 208H163V207H162ZM20 209H21V207H20ZM41 209H42V207H41ZM51 209H52V208H51ZM90 209H91V211H90ZM227 209H228V208H227ZM227 209H226V210H227ZM162 210H163V209H162ZM162 210H161V211H162ZM174 210H175V209H174ZM231 210H232V209H231ZM231 210H230V211H231ZM259 210H260V209H259ZM261 210H262V208H261ZM261 210H260V212H261ZM97 211H95V212H97ZM117 211H116V212H117ZM188 211H189V210H188ZM95 212H94V213H95ZM156 212H157V211H156ZM172 212H173V211H172ZM174 212H175V211H174ZM22 213H23V212H22ZM167 213H168V212H167ZM224 213H225V212H224ZM227 213H228V212H227ZM256 213H258V212H256ZM27 214H28V213H27ZM39 214H40V213H39ZM53 214H54V213H53ZM96 214H97V213H96ZM152 214H153V213H152ZM158 214H159V213H158ZM32 215H33V214H32ZM76 215H77V214H76ZM98 215H97V216H98ZM170 215H171V214H170ZM41 216H42V215H41ZM166 216H167V215H165V217H166ZM242 216H243V215H242ZM45 217H47V216H45ZM75 217H76V216H75ZM106 217H107L108 219H106ZM131 217H132V213H131ZM162 217H163V215H162ZM227 217H228V216H227ZM240 217H241V216H240ZM36 218L38 219V217H36ZM65 218H66V217H65ZM160 218H161V217H160ZM228 218H229V217H228ZM242 218H243V217H242ZM259 218H260V217H259ZM30 219H31V218H30ZM33 219H34V218H33ZM49 219H50V218H49ZM61 219H63V218H61ZM218 219H219V218H218ZM237 219H239V217H238ZM246 219H247V218H246ZM262 219H263V218H262ZM6 220H7V219H6ZM18 220H19V219H18ZM22 220H23V219H22ZM45 220H46V219H45ZM96 220H97V219H96ZM106 220H107V221H106ZM36 221H39V220H36ZM50 221H51V220H50ZM104 221H106V222H104ZM176 221H177V220H176ZM254 221H256V220H254ZM258 221H259V220H258ZM17 222H18V221H17ZM30 222H31V221H30ZM39 222H40V221H39ZM56 222H57V221H56ZM58 222H59V221H58ZM109 222H108V223H109ZM126 222H127V221H126ZM163 222H164V221H163ZM180 222H181V221H180ZM209 222H210V221H209ZM32 223H33V222H32ZM37 223H38V222H37ZM49 223H50V222H49ZM51 223H52V222H51ZM53 223H54V225H55V229H56V227H57V230H56V231H59L58 229L61 228V227L58 226V225H60V224H58V223L55 224V220L53 221ZM53 223H52V224H53ZM63 223H64V222H63ZM118 223H117V224H118ZM168 223H169V221H168ZM173 223H174V222H173ZM185 223H186V222H185ZM212 223H213V222H212ZM259 223H260V222H259ZM30 224H31V223H30ZM52 224H50V225H52ZM90 224L93 225V223H90ZM218 224H219V222H218ZM232 224H233V223H232ZM235 224H236V223H235ZM235 224H234V225H235ZM15 225H16V224H15ZM56 225H57V226H56ZM78 225H79V224H78ZM80 225H81V224H80ZM113 225H114V224H113ZM115 225H116V224H115ZM157 225H158V224H157ZM168 225H169V224H168ZM186 225H187V223H186ZM225 225H226V224H225ZM243 225H244V224H243ZM257 225H259V224H257ZM47 226H49V225L47 224ZM110 226H112V224H111ZM116 226H117V225H116ZM133 226H134V224H133ZM144 226H146V224H145ZM165 226H166V225H165ZM175 226H176V225H175ZM187 226H188V225H187ZM221 226H222V225H221ZM229 226H230V225H229ZM248 226H249V224H248ZM52 227H53V226H52ZM58 227H59V228H58ZM83 227H84V226H83ZM91 227H92V226H91ZM94 227H95V226H94ZM121 227L117 226V229H118V232H119L118 235L120 236V238H121L123 241H125V240L128 239V236H129V235H128V233L124 232V228L122 229ZM124 227H128V226L125 224ZM163 227H164V226H163ZM222 227H223V226H222ZM245 227H246V226H245ZM258 227H260V226H258ZM263 227H264V226H263ZM89 228H90V227H89ZM95 228H96V227H95ZM103 228H102V230H103ZM129 228H130V227H129ZM131 228H132V226H131ZM135 228H136V227H135ZM143 228H144V227H143ZM158 228H159V227H158ZM206 228H207V225H206ZM215 228H216V227H215ZM238 228H239V227H238ZM242 228H243V227H242ZM261 228H262V227H261ZM10 229H11V228H10ZM17 229H18V227H17ZM45 229H46V228H45ZM45 229H44V230H45ZM49 229H51V228H49ZM49 229H48V230H49ZM62 229H63V231H64V230L66 231L65 228H62ZM111 229H112V228H111ZM154 229H155V228H154ZM201 229H202V226H201ZM218 229H219V228H218ZM53 230H54V229H53ZM82 230H83V229H82ZM82 230H81V231H82ZM93 230H94V229H93ZM102 230H101V231H102ZM105 230H104V231H105ZM108 230H109V229H108ZM108 230H107L105 233L109 235L110 232H108ZM177 230H178V229H177ZM181 230H183V229H181ZM199 230H200V229H199ZM248 230H249V229H248ZM51 231H52V230H51ZM51 231H50V232H51ZM60 231H61V230H60ZM81 231H80V233H81ZM171 231H173V230H171ZM171 231H170V232H171ZM175 231H176V230H175ZM202 231H203V230H202ZM217 231H218V230H217ZM232 231H233V230H232ZM239 231H240V230H239ZM10 232H11V231H10ZM46 232H47V231H46ZM53 232H54V231H53ZM53 232H52V233H53ZM82 232H83V231H82ZM91 232H92V231H91ZM205 232H206V231H205ZM249 232H250V231H249ZM23 233H24V232H23ZM48 233H49V232H48ZM61 233H63V232L61 231ZM69 233H70V232H69ZM71 233H72V232H71ZM71 233H70V234H71ZM77 233H78V232H76V236L74 237V238L76 239L75 241H77V238H76V237H78ZM86 233H87V232H86ZM177 233H178V231H177ZM238 233H239V232H238ZM7 234H8V233H7ZM24 234H25V233H24ZM54 234H55V233H54ZM57 234H58V233H57ZM57 234H55V235H57ZM59 234H60V233H59ZM64 234H65V232H64ZM72 234H73V233H72ZM188 234H189V232H188ZM204 234H206V233H204ZM221 234H222V233H221ZM221 234H220V235H221ZM1 235H2V234H1ZM21 235H22V234H21ZM21 235H20L19 237H21ZM37 235H38V234H37ZM48 235H50V233H49ZM48 235H47V236H48ZM67 235H68V233H67ZM80 235H81V234H80ZM86 235H87V234H86ZM108 235H107V236H108ZM110 235H111V234H110ZM169 235H170V234H169ZM186 235H187V234H186ZM192 235H193V234H192ZM209 235H210V234H209ZM256 235H257V234H256ZM25 236H26V235H25ZM25 236L22 235V237H24V238H25ZM42 236H43V235H42ZM44 236H45V235H44ZM44 236H43V237H44ZM50 236H51V235H50ZM58 236H59V235H58ZM61 236H63V235H61ZM68 236H69V235H68ZM70 236H72V235H70ZM70 236H69V237H70ZM83 236H85V235H83ZM87 236H89V235H87ZM173 236H174V235H173ZM175 236H176V235H175ZM178 236H179V234H178ZM205 236H206V235H205ZM205 236H204V237H205ZM217 236H218V235H217ZM6 237H7V236H6ZM64 237H65V236H64ZM72 237H73V236H72ZM109 237H110V236H109ZM154 237H155V236H154ZM211 237H212V236H211ZM254 237H255V236H254ZM4 238H5V237H4ZM57 238H58V237H57ZM89 238H90V237H89ZM132 238H133V236H132ZM156 238H158V237H156ZM173 238H174V237H173ZM218 238H219V237H218ZM39 239H40V238H39ZM41 239H42V238H41ZM44 239H45V238H44ZM47 239H51V238L48 237ZM137 239H138V237H137ZM167 239H168V238H167ZM175 239H176V238H175ZM175 239H174V240H175ZM179 239H180V238H178V240H179ZM181 239H182V238H181ZM186 239H187V238H186ZM192 239H193V238H192ZM214 239H215V238H214ZM228 239H229V238H228ZM21 240H22V239H21ZM23 240H24V239H23ZM45 240H46V239H45ZM118 240H119V239H118ZM165 240H166V239H165ZM169 240H170V239H169ZM172 240H173V239H172ZM183 240H184V239H183ZM193 240H194V239H193ZM205 240H206V239H205ZM222 240H223V239H222ZM225 240H226V239H225ZM240 240H242V239H240ZM249 240H250V239H249ZM39 241H40V240H39ZM39 241H38V242H39ZM48 241H49V240H48ZM52 241H53V240H52ZM78 241H79V240H78ZM115 241H117V240H115ZM137 241H138V240H136V242H137ZM160 241H161V240H160ZM163 241H164V240H163ZM207 241H208V240H207ZM210 241H212V240H210ZM216 241H217V240H216ZM1 242H2V241H1ZM44 242H45V241H44ZM91 242H92V241H91ZM134 242H135V241H134ZM164 242H165V241H164ZM170 242H171V241H169L167 244H169ZM213 242H214V241H213ZM241 242H242V241H241ZM261 242H262V241H261ZM263 242H264V241H263ZM263 242H262V244H263ZM68 243H69V242H68ZM68 243H65V244H66V245H69ZM75 243H76V242H74V243H72V244H75ZM79 243L81 244V241H79ZM119 243H120V242H119ZM122 243H123V242H122ZM161 243H162V242H161ZM185 243H186V241H185ZM256 243H257V242H256ZM39 244H40V243H39ZM63 244H64V243H63ZM72 244H71V245H72ZM109 244H110V243H109ZM113 244H114V243H113ZM123 244H124V243H123ZM126 244H127V243H126ZM126 244H125V245H126ZM132 244H133V243H132ZM134 244H135V243H134ZM137 244H138V243H137ZM163 244H164V243H163ZM180 244H183V245H184V242H183L182 240H181L180 242H179V241H177V242H176V241H172V242L168 245V248H167L166 251L171 252L172 249L174 248V246H177V245H180ZM217 244H219V243H217ZM230 244H231V243H230ZM12 245H13V244H12ZM42 245H43V244H42ZM50 245H51V244H50ZM71 245H70V246H71ZM75 245H76V244H75ZM129 245H130V244H129ZM138 245H139V244H138ZM188 245H189V243H188ZM205 245H206V244H205ZM209 245H210V244H209ZM226 245H227V244H226ZM228 245H229V244H228ZM2 246H3V245H2ZM38 246L40 247L41 245H38ZM38 246H37V247H38ZM64 246H65V245H64ZM72 246H74V245H72ZM82 246H83V245H82ZM111 246H112V245H111ZM135 246H137V245H135ZM143 246H145V245H143ZM166 246H167V245H166ZM192 246H193V245H192ZM200 246H201V245H200ZM200 246H199V247H200ZM261 246H262V245H261ZM47 247H48V246H47ZM65 247H66V246H65ZM99 247H100V246H99ZM126 247H127V246H126ZM209 247H210V246H209ZM211 247H212V246H211ZM218 247H219V245H218ZM222 247H224V246H222ZM225 247H226V246H225ZM225 247H224V248H225ZM33 248H34V246H33ZM88 248H90V247L88 246ZM143 248H144V247H143ZM165 248H166V247H165ZM187 248H188V247H187ZM224 248H223L222 251H224ZM226 248H227V247H226ZM230 248H231V247H230ZM232 248H233V247H232ZM235 248H236V247H235ZM239 248H240V247H239ZM241 248H242V246H241ZM255 248H256V247H255ZM2 249H3V247H2ZM11 249H12V248H11ZM67 249H68V247H67ZM82 249H83V247H82ZM136 249H137V248H136ZM176 249H177V248H176ZM178 249H179V247H178ZM184 249H185V247L182 246V248H180L179 250L183 252ZM214 249H215V248H214ZM228 249H229V248H227V250H228ZM243 249H244V248H243ZM262 249H263V248H262ZM47 250H48V249H47ZM63 250H64V249H63ZM126 250H127V249H126ZM134 250H135V249H134ZM137 250H138V249H137ZM141 250H142V249H141ZM158 250H159V249H158ZM208 250H210V248H208ZM211 250H212V249H211ZM229 250H230V249H229ZM13 251H15V250H13ZM83 251H84V250H83ZM115 251H116V250H115ZM120 251H121V250H120ZM176 251H177V250H176ZM201 251H202V250H201ZM212 251H213V250H212ZM212 251H211V252H212ZM215 251H216V250H215ZM222 251H220V252L222 253ZM252 251H254V250H252ZM1 252H2V250H1ZM64 252H65V251H64ZM80 252H81V251H80ZM85 252H86V251H85ZM85 252H84V253H85ZM104 252H105V251H104ZM135 252H136V251H135ZM142 252H143V251H142ZM209 252H210V251H209ZM209 252H208V256H209V254H210ZM224 252H227V251H224ZM224 252H223V253H224ZM228 252H229V251H228ZM236 252H237V251H236ZM42 253H43V252H42ZM71 253H73V252H71ZM114 253H115V252H114ZM122 253H123V252H122ZM166 253H167V252H166ZM175 253H176V252H175ZM212 253H213V252H212ZM212 253H211V254H212ZM217 253H218V251H217ZM223 253H222V254H223ZM237 253H238V252H237ZM237 253H236V254H237ZM244 253H245V252H244ZM246 253H247V252H246ZM11 254H15V252H14V253L11 252ZM27 254H28V253H27ZM94 254H95V253H94ZM109 254H110V253H109ZM140 254H141V253H140ZM140 254H139V255H140ZM169 254H170V253H169ZM171 254H172V253H171ZM239 254H240V253H239ZM9 255H10V254H9ZM60 255H61V254H60ZM70 255H71V254H70ZM76 255H79V254H76ZM86 255H87V256L84 257V258H86V259L89 260L90 258H87V257H88V254H86ZM102 255H103V254H102ZM114 255H115V254H114ZM117 255H118V254H117ZM117 255H116V257H117ZM130 255H131V254H130ZM212 255H213V254H212ZM217 255H218V254H217ZM217 255H216V256H217ZM219 255H220V253H219ZM228 255H229V253H228ZM230 255H231V254H230ZM6 256H8V255H7V254H4V255H3V254L1 253V255H0V259L5 260ZM10 256H11V255H10ZM110 256H111V255H110ZM220 256H221V255H220ZM223 256H224V255H223ZM226 256H227V255H226ZM231 256H232V255H231ZM235 256H236V255H234V257H235ZM252 256H253V255H252ZM94 257H96V255L93 256V259H94ZM104 257H105V256H104ZM234 257H233V258H234ZM238 257H239V256H238ZM242 257H243V256H242ZM247 257H248V256H247ZM256 257H257V255H256ZM50 258H51V257H50ZM59 258H60V257H59ZM61 258H63V256H62ZM73 258H74V257H73ZM75 258H76V257H75ZM79 258H80V257H79ZM145 258H146V257H145ZM179 258H180V257H179ZM190 258H191V257H190ZM220 258H222V256H221ZM239 258H240V257H239ZM250 258H251V257H250ZM52 259H53V258H52ZM57 259H58V258H57ZM57 259H55V260H57ZM86 259H84V260H86ZM91 259H92V258H91ZM95 259H96V258H95ZM141 259H142V258H141ZM169 259H170V258H169ZM256 259H257V258H256ZM259 259H260V258H259ZM72 260H73V259H72ZM106 260H107V259H105V261H106ZM115 260H116V259H115ZM177 260H178V259H177ZM182 260H183V259H182ZM219 260H220V259H219ZM222 260H224V261L226 262V260H228V259H226V260H225V259H222ZM229 260H230V259H229ZM65 261H66V260H64V261H62V262H65ZM126 261H127V260H126ZM147 261H149V259H147ZM162 261H163V260H162ZM178 261H179V260H178ZM183 261H184V260H183ZM207 261H208V260H207ZM254 261H255V260H254ZM256 261H257V260H256ZM10 262H11V263H10ZM10 262H9V263L7 262V263H8V264H13V263H12V262H13L12 260H11ZM67 262H68V261H67ZM69 262H70V260H69ZM71 262H72V261H71ZM71 262L68 263V264H72V263H73V262H72V263H71ZM74 262H75V260H74ZM77 262H78V260H77ZM79 262H80V261H79ZM79 262H78V264H79ZM82 262H83V264L85 263L84 261H82ZM90 262H91V261H90ZM107 262H108V261H107ZM173 262H174V261H173ZM218 262H219V261H218ZM234 262H235V261H234ZM237 262H238V261H237ZM246 262H247V261H246ZM251 262H252V261H251ZM65 263H66V262H65ZM80 263H81V262H80ZM94 263H96V262H94ZM94 263H92V264H94ZM104 263H105V262H104ZM127 263H128V262H127ZM130 263H132V262H130ZM221 263H222V261H221ZM231 263L234 264L233 262H231ZM235 263H236V262H235ZM240 263H241V262H240ZM253 263H254V262H253ZM255 263H257V262H255ZM26 264H27V263H26ZM75 264H77V263L75 262ZM81 264H82V263H81ZM85 264H86V263H85ZM98 264H100V263H98ZM101 264H102V263H101ZM106 264H107V263H106ZM115 264H116V263H115ZM145 264H146V263H145ZM237 264H238V263H237Z\"/></svg>",
    "mask_w": 264,
    "mask_h": 264
},
{
    "label": "crops",
    "instance_id": "0c3cea01",
    "mask_svg": "<svg viewBox=\"0 0 264 264\" xmlns=\"http://www.w3.org/2000/svg\"><path fill=\"white\" fill-rule=\"evenodd\" d=\"M49 100V99H52L51 97H49V96H45L42 100ZM58 100H65V99H60V98H57ZM35 100H37V99H35ZM41 100V99H40Z\"/></svg>",
    "mask_w": 264,
    "mask_h": 264
}]
</instances>
